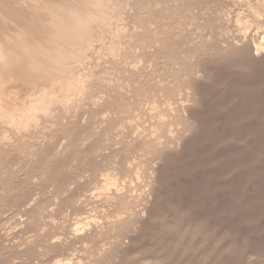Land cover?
I'll return each instance as SVG.
<instances>
[{
	"label": "bare ground",
	"instance_id": "1",
	"mask_svg": "<svg viewBox=\"0 0 264 264\" xmlns=\"http://www.w3.org/2000/svg\"><path fill=\"white\" fill-rule=\"evenodd\" d=\"M0 264H264V0H0Z\"/></svg>",
	"mask_w": 264,
	"mask_h": 264
},
{
	"label": "rangeland",
	"instance_id": "2",
	"mask_svg": "<svg viewBox=\"0 0 264 264\" xmlns=\"http://www.w3.org/2000/svg\"><path fill=\"white\" fill-rule=\"evenodd\" d=\"M90 209H92V208L90 207ZM70 210H71V209H69L67 212H69ZM73 211H74V210H71L72 214H71V212H69L70 215H71L70 217H72V219H77V218H80V217H81V216L79 217L80 214H79L77 211H75V212H77L78 214L75 213V212H73ZM65 212H66V211H65ZM65 212H64V213H65ZM67 212H66V213H67ZM66 213H65V214H66ZM69 213H67V214H69ZM74 214H75V215H74ZM76 214L78 215V217L76 216ZM73 215L75 216V218H73ZM251 260H253V259L251 258Z\"/></svg>",
	"mask_w": 264,
	"mask_h": 264
}]
</instances>
